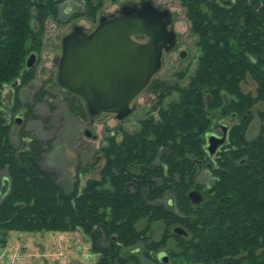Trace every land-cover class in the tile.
I'll use <instances>...</instances> for the list:
<instances>
[{"label": "trees", "instance_id": "obj_1", "mask_svg": "<svg viewBox=\"0 0 264 264\" xmlns=\"http://www.w3.org/2000/svg\"><path fill=\"white\" fill-rule=\"evenodd\" d=\"M184 1L201 46L188 85L152 79L146 90L158 94L157 117L136 131L118 130L120 140L107 136L100 177L67 189L41 166L49 142L30 136L26 148L13 144L4 87L32 80L27 59L40 51L46 21L68 12L64 4H80L95 21L100 0H0L1 245L14 230L79 232L94 264H167L158 252L170 250L172 238L189 263L264 264L263 109L258 134L247 137L251 110L264 103V0ZM247 74L256 95L241 88ZM174 91L178 99L162 105ZM65 104L80 120L91 117L80 96L65 92ZM227 117L238 121L212 154L207 134L215 119ZM204 167L214 179L202 189ZM195 188L203 192L198 203L189 196ZM153 222L163 226L159 239L151 234Z\"/></svg>", "mask_w": 264, "mask_h": 264}, {"label": "rangeland", "instance_id": "obj_2", "mask_svg": "<svg viewBox=\"0 0 264 264\" xmlns=\"http://www.w3.org/2000/svg\"><path fill=\"white\" fill-rule=\"evenodd\" d=\"M142 1L100 0V6H96L97 3L94 6L97 7L100 18L101 15L118 14L124 4H139ZM153 2L172 12L169 28L175 30L178 39L172 50L164 51L162 68L153 79H161L171 86L188 85L190 76L196 69L201 46L197 33L192 30L185 1L153 0ZM65 8L68 10L67 13L57 19L49 18L46 21L40 51L35 52L37 60L32 80L17 89L14 81L5 85L4 110L8 120H12L13 144L21 149L26 148L30 136L37 137L45 144L49 142L41 166L54 172L63 186L71 189L76 181L81 188L88 179L100 177L105 162L102 147L108 142L107 136L116 134L117 140H120L122 132L118 130L136 131L146 118L151 115L157 117L156 106L160 99L157 93L145 89L134 99L132 103L134 112L125 120H118L114 113H101L85 120L73 115L65 104V92L56 82L58 60L62 54V38L76 24L91 32L99 20L93 21L86 17L83 7L76 2L64 4ZM73 12H79V16L72 17ZM136 39L143 41L145 37L137 36ZM181 52H185V55L182 56ZM241 88L243 92L256 95L257 85L250 74L241 82ZM17 94L18 103L15 100ZM178 97L179 93L174 91L162 99V105L166 106ZM29 107H32L31 114L27 113ZM259 109L264 110V103L255 104L251 110L247 132L250 139L256 136L260 129L261 122L257 115ZM33 114L36 117H33ZM18 118L20 122L17 121ZM237 121V118L227 117L221 123L231 126ZM215 122L214 125L219 126L220 121L215 119ZM215 126L211 132H215ZM213 179L209 169L204 167L199 171L198 182L202 189L210 186ZM194 190L201 195L203 193L202 190L196 188ZM170 197L167 201L171 200ZM169 203L173 204L172 201ZM162 227L159 222H153L151 225V234L155 239L162 236ZM167 245L170 250L163 248L158 252H165L167 264H195L185 260L174 239L170 238ZM0 264H94V262L90 243L79 232L14 230L6 235V243L0 244Z\"/></svg>", "mask_w": 264, "mask_h": 264}, {"label": "water", "instance_id": "obj_3", "mask_svg": "<svg viewBox=\"0 0 264 264\" xmlns=\"http://www.w3.org/2000/svg\"><path fill=\"white\" fill-rule=\"evenodd\" d=\"M171 22L168 8L143 0L124 4L116 15H102L91 32L74 25L62 38L57 83L66 93L80 96L90 116L114 113L118 120H125L134 112V99L161 70L164 51L178 42L177 33L169 28ZM137 36H144L145 40L140 41ZM35 62L36 54L31 53L27 68ZM221 128L220 135L207 134L208 151L212 154L225 145L229 135L227 124ZM189 196L195 203L203 197L196 190ZM175 231L185 233L180 227ZM161 259L166 261V255L162 254Z\"/></svg>", "mask_w": 264, "mask_h": 264}, {"label": "flooded vegetation", "instance_id": "obj_4", "mask_svg": "<svg viewBox=\"0 0 264 264\" xmlns=\"http://www.w3.org/2000/svg\"><path fill=\"white\" fill-rule=\"evenodd\" d=\"M174 47H175V46H174ZM174 47H173V48H174ZM173 48H172V49H173ZM172 49H171V50H172ZM56 82H57V79H56ZM57 84H58V83H57ZM223 120H224V119L219 120V121H220V122H219V126H215V133H217L218 135H220V134L222 133V131H223L222 128H221V125L223 124V123H221V122H223ZM215 124H216V122H215ZM228 127H229V130H230V127H231V126H228ZM213 129H214V126H213ZM213 131H214V130H213ZM228 136H229V135H228ZM227 140H228V137H227ZM227 140H226V143H227ZM226 143H225V144H226Z\"/></svg>", "mask_w": 264, "mask_h": 264}, {"label": "bare ground", "instance_id": "obj_5", "mask_svg": "<svg viewBox=\"0 0 264 264\" xmlns=\"http://www.w3.org/2000/svg\"><path fill=\"white\" fill-rule=\"evenodd\" d=\"M114 15H116V14H114ZM101 16H102V15H101ZM101 16H100V17H101ZM108 16H109V15H108ZM110 16H111V15H110ZM33 53H34V52H33ZM35 54H36V53H35ZM36 60H37V55H36ZM58 85H59V84H58ZM59 86H60V85H59ZM60 87H61V86H60ZM61 88H62V87H61ZM62 89H63V88H62ZM63 91L66 92L64 89H63ZM226 140H227V139H226ZM225 142H226V141H225ZM207 148H208V145H207ZM193 190H194V189H193ZM193 190H191V191H193ZM191 191H190V192H191ZM194 203H195V202H194ZM162 254L164 255L165 252H161V253H160V258H161V255H162ZM165 255H166V254H165ZM166 256H167V255H166ZM161 260H162V259H161Z\"/></svg>", "mask_w": 264, "mask_h": 264}]
</instances>
